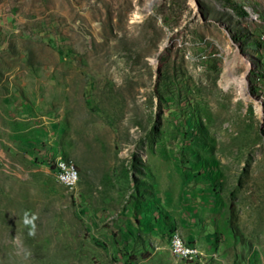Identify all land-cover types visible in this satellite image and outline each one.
I'll return each mask as SVG.
<instances>
[{
	"label": "rangeland",
	"instance_id": "1",
	"mask_svg": "<svg viewBox=\"0 0 264 264\" xmlns=\"http://www.w3.org/2000/svg\"><path fill=\"white\" fill-rule=\"evenodd\" d=\"M263 34L264 0H0V264H264Z\"/></svg>",
	"mask_w": 264,
	"mask_h": 264
},
{
	"label": "bare ground",
	"instance_id": "2",
	"mask_svg": "<svg viewBox=\"0 0 264 264\" xmlns=\"http://www.w3.org/2000/svg\"><path fill=\"white\" fill-rule=\"evenodd\" d=\"M246 77V76H245ZM243 78L242 81L240 82L241 83V88H240V91L241 93H244L245 94V91L243 89H245L244 87V84H245V81H246V78ZM228 78V77H227ZM230 79V78H229ZM246 86V85H245ZM247 89V88H246ZM60 166V164H59ZM58 166V167H59ZM71 170V179H66L64 177H62V179L68 183H72L75 181L76 177H77V172L76 170L70 168ZM172 244H173V249L174 251L176 252V254H178L179 256H182V257H186V258H197L199 256V252H198V249L192 245V244H189L187 242H185L179 235H175L173 237V241H172ZM184 251H186V256H184Z\"/></svg>",
	"mask_w": 264,
	"mask_h": 264
},
{
	"label": "built area",
	"instance_id": "3",
	"mask_svg": "<svg viewBox=\"0 0 264 264\" xmlns=\"http://www.w3.org/2000/svg\"><path fill=\"white\" fill-rule=\"evenodd\" d=\"M263 38H264V34H263ZM56 175L59 177H64L66 179H71L72 176H71V170L68 167V160L64 159L63 161L60 162V166L57 167ZM184 256H186V251H184Z\"/></svg>",
	"mask_w": 264,
	"mask_h": 264
},
{
	"label": "trees",
	"instance_id": "4",
	"mask_svg": "<svg viewBox=\"0 0 264 264\" xmlns=\"http://www.w3.org/2000/svg\"><path fill=\"white\" fill-rule=\"evenodd\" d=\"M246 12L245 11H242V14H245ZM49 164H50V161H49ZM54 168V167H53Z\"/></svg>",
	"mask_w": 264,
	"mask_h": 264
}]
</instances>
